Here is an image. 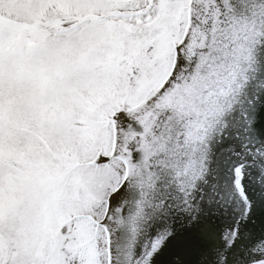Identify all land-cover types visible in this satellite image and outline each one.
I'll return each mask as SVG.
<instances>
[{
    "label": "snow or ice",
    "instance_id": "6c2138e0",
    "mask_svg": "<svg viewBox=\"0 0 264 264\" xmlns=\"http://www.w3.org/2000/svg\"><path fill=\"white\" fill-rule=\"evenodd\" d=\"M0 264H264V0H0Z\"/></svg>",
    "mask_w": 264,
    "mask_h": 264
}]
</instances>
